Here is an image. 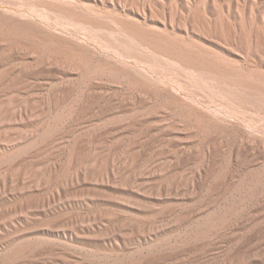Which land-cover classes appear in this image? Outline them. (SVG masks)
<instances>
[{
  "label": "rangeland",
  "instance_id": "1",
  "mask_svg": "<svg viewBox=\"0 0 264 264\" xmlns=\"http://www.w3.org/2000/svg\"><path fill=\"white\" fill-rule=\"evenodd\" d=\"M4 13L45 18L55 35L34 38L61 58L139 73L137 87L113 68L84 79L0 40V264H264V109L165 56L264 95V0H0ZM127 28L145 42L123 45L133 56L114 38Z\"/></svg>",
  "mask_w": 264,
  "mask_h": 264
},
{
  "label": "bare ground",
  "instance_id": "2",
  "mask_svg": "<svg viewBox=\"0 0 264 264\" xmlns=\"http://www.w3.org/2000/svg\"><path fill=\"white\" fill-rule=\"evenodd\" d=\"M43 13L46 15L45 12ZM66 18V22L69 24H78L84 29H90L89 25H87L85 22L79 21L73 17ZM44 19H39L32 13L21 14L19 16H11L4 13L0 15V40L5 42V45L8 47L25 46L27 44L33 45L35 48L40 50V60L73 65L75 69H78L80 76L84 79H89L96 75H100L107 68H113L116 72L122 74L124 73L129 77V79L131 78L130 84L132 87H137V83L135 81V78L139 73L137 68L129 67V69H127L125 68L126 66L122 67V65L113 64L107 59H104L102 63L92 67L86 60L84 54H81L78 57L61 58L62 52L58 45H55L53 41H46V39L35 40L34 33L37 30L41 33H46L48 36H53L54 34L51 30H49L53 28V26L47 23ZM45 26L49 29H47ZM114 38L119 40L120 46L117 47V50L121 53V55L124 56L133 55L123 48V45L135 46L136 44L144 45L145 43L143 42L144 40L142 36L132 28L117 31L116 35H114ZM108 40L110 41L111 39L108 38ZM105 45L111 46L109 43ZM148 49L150 48L148 47ZM171 49V54H165V56H167L172 63L178 65L179 68L189 71L192 75V79L203 89L215 94H219L222 98L233 104L244 107L245 109H249V107L255 108L256 110L264 109V95L258 96L248 87H246L244 83L240 82V80L236 78H223L215 75L210 68L203 66L197 67V65L195 66V60L189 59L187 55L173 47ZM154 52L164 55V53L156 50ZM124 56H119L118 60L120 62H124Z\"/></svg>",
  "mask_w": 264,
  "mask_h": 264
}]
</instances>
